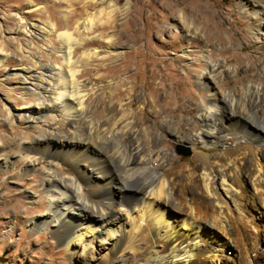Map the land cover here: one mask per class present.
Segmentation results:
<instances>
[{
	"label": "bare ground",
	"instance_id": "obj_1",
	"mask_svg": "<svg viewBox=\"0 0 264 264\" xmlns=\"http://www.w3.org/2000/svg\"><path fill=\"white\" fill-rule=\"evenodd\" d=\"M63 1L71 6L70 0ZM72 1L79 8L61 16L62 24L47 21L39 28L35 22L27 27L21 21L16 27L29 36L39 35V29L50 35L57 33L60 46L59 56L53 58L58 63L35 60L33 65H21L9 74L20 80L19 89L34 102L24 107L28 110L22 108L12 114L5 105L7 121L19 120L24 129L34 130V135L22 133L13 137L8 142L10 150H6L7 144L0 138V172L19 162L23 164L22 172L32 173L41 160L48 159L47 167L41 170L45 179L40 180L48 200V216L29 220L28 228L49 231L71 260L112 259L117 264H126L130 258H136L140 264H224V250L235 244L240 247V264H253L259 235L247 232V227L256 230V226L246 213L249 204L264 214V77L258 84L245 83L244 78H238L247 71L245 67L227 71L226 65L214 63L208 57L204 64L209 70L198 76L208 96L197 117L199 130L192 136L179 135L184 126L179 119L185 110L177 97L170 95L160 100L154 94L142 95L144 106L155 110V115L162 118L160 123L169 127L168 134L196 151L200 162L165 168V158L174 163V155L170 153L164 154L154 167L146 155V144L150 139L155 147L159 146L161 134L137 128L135 113L126 109L122 98L114 99L128 83L110 75L113 81L108 87L107 101L102 97L93 99L89 106V95L94 90L80 81L91 72L129 68L130 61L125 56L131 51L124 53L116 65L99 68L90 67V63L105 59L102 49L110 51L118 42L127 45L128 41L123 38L122 42L115 29L129 12L130 3L126 1L121 7L122 0ZM198 1L185 0L207 16L208 26L201 28L184 12L179 16L182 24L173 19L178 25L168 26L184 31L189 40L200 35L205 39L219 36L221 45L225 41L236 43L237 37L227 34L234 29L225 28L222 17ZM237 4L250 20L247 26L257 40L255 45L264 52V0H237ZM33 6L36 7L28 0L26 13L32 12L29 9ZM79 9L85 13L84 17L79 15L81 18L75 19ZM96 31L100 33L94 35ZM89 34L93 35L90 40ZM221 35H226V39ZM98 43L107 46L100 47ZM92 46L97 47L88 48ZM79 50L81 55L75 59ZM6 56L0 50V69ZM30 56H26V61ZM119 57L116 53L115 58ZM227 72L238 81L236 90L218 89ZM133 92L134 89L128 88L127 96ZM105 102L106 106H102ZM132 103L130 100L128 105ZM99 107L108 108L104 119L95 116ZM178 110L181 115L174 123L175 128H170L173 112ZM228 137L234 141L233 146L226 145ZM13 146L23 154L15 155L11 151ZM214 148L220 152L210 156L207 152ZM59 164L71 168L73 174H59ZM243 177L249 179L260 202L249 201L253 195L250 198L247 195ZM73 213L79 218H72ZM215 242L222 246L219 248ZM103 245H109L106 253Z\"/></svg>",
	"mask_w": 264,
	"mask_h": 264
},
{
	"label": "rangeland",
	"instance_id": "obj_2",
	"mask_svg": "<svg viewBox=\"0 0 264 264\" xmlns=\"http://www.w3.org/2000/svg\"><path fill=\"white\" fill-rule=\"evenodd\" d=\"M60 1L32 0V4L36 7H31L32 9L30 8L29 11L31 10L32 12L26 13L28 11L26 9L28 0H0V50L7 55L6 60H4L5 64L0 69V138L7 144L6 150H10L8 142L13 137L18 138L22 133L34 135V130L24 129L23 123L19 120L15 119L13 123L7 121L6 106L10 108V114H12L34 102L32 97H27L19 89L21 87L20 80L9 74L21 67V65H33L35 60L47 63L59 62V60L53 59L59 56L57 50L60 46L57 41V33L50 35L39 29L41 31V33H38L39 35L29 36L22 30L16 29L17 23L22 21V25L26 24L28 27L30 22H35L39 28L43 27L41 25L47 21L62 24L61 16L70 9L79 8V5L70 0L69 3H71L72 7H69L66 2ZM126 1L130 3L129 12L117 22L118 25H116L115 30L120 34V40L123 42L126 39L129 44L126 43L127 45H125L118 42L116 43L117 46L109 49L110 51L102 49V57L104 56L105 59L91 62L90 67L100 68L119 64L122 57H124V53L131 51L132 53L125 56L130 61L129 68H121L118 72H107L105 70L98 73L91 72L90 76L81 78V82L89 84V87L94 90V93L89 95V106L90 102L97 98L102 97L104 101H107L105 98L109 96L108 87L113 81V78L109 76H118L120 80L126 81L128 84L120 89L122 93L119 96L115 94L116 97L114 96V99L122 98L127 105L132 100L133 103L126 105V109L131 113H135L136 127L142 130L147 128L150 134L155 131L161 134L159 146L155 147L152 140H147L146 155L150 159V164L157 167V164L160 163L159 159L164 154L172 153L174 155L172 156V162L174 163L170 164L165 158L163 161L165 168L177 166L179 163L199 165L200 162L196 158V151L175 141L174 137L168 134L169 127H165L164 124L160 123L162 118L158 114L159 118H154L157 117L154 113L155 110L144 106L141 96L154 94L160 100L170 95L177 97L183 105V110H185L179 119L180 123L184 125L181 129L183 131L179 130V135L192 136L196 134L199 130L197 117L203 101L208 96L206 91L200 86L198 76L203 73L206 74L209 70V66L204 64L208 57H211L214 63L226 65L225 70L227 71L229 68L245 67L247 71L238 77L239 79L244 78L245 83L258 84L263 80L264 52L255 45L257 40L247 26L250 20L242 12L237 0L198 1L204 5L205 9H212L220 15L225 28L234 29V31L230 30L227 34L232 35L233 38L237 37L236 43L234 41V43L225 41L221 45L219 36L205 39V37L200 35V37L189 40L184 31H176L168 26V24L178 25L177 22L182 24L179 21V16L183 12L189 20L191 19L201 28L205 25L208 26L207 16L198 11L197 8L195 9V5H190L185 0H122L119 5L122 7ZM89 12L93 13L94 11L89 10ZM84 14L80 9L76 10L75 19L79 18V15L84 17ZM126 19H131L130 23H127ZM173 19L178 21H173ZM7 31L14 32L9 34ZM105 32H109V30ZM99 33L100 31H96L94 35ZM92 36V34H89V40ZM135 36L138 38H135ZM220 37L226 39V35H221ZM97 46L104 47L107 44L98 43ZM97 46L88 48L93 49V47ZM116 53L120 54L117 59L115 58ZM28 55L35 57V59H31L30 56L29 60L26 61V56ZM51 55L53 56L52 58ZM80 55L79 50L75 59ZM90 67L88 68L90 69ZM102 75L105 76L100 79L101 81L97 80L98 76ZM172 87L173 91L171 92L170 88ZM238 87V81L227 72L221 78L218 89L231 91L236 90ZM128 88L134 89V92L129 95L130 99L127 96ZM106 104L107 102L102 106H106ZM24 110H28V108H24ZM107 110L108 108L99 107L95 112V116L99 119H104L107 116ZM259 112L261 113V111ZM173 115L174 118L170 128H175L174 123L178 120V116L181 115L180 110L173 112ZM225 143L228 146L234 145V141L230 137L225 138ZM11 151L15 155L23 154L17 146L11 147ZM219 152L220 149L214 148L208 150L207 153L213 156ZM47 161L48 159L41 160L37 170L32 173L22 172L23 164L19 162L12 169L0 172V264H117L112 259L105 261L100 259L83 261L80 258L71 260L70 255L64 251L63 246L56 241L49 231L45 229L31 231L28 228L29 220H40L48 216V200L42 191V182L40 181L45 179L41 170L47 167ZM58 172L63 176L73 174L71 168L64 164H59ZM159 172L162 174L163 170ZM241 180L245 184L249 198L252 195L254 196L249 201L260 202L259 194H253L249 179L243 177ZM248 206L249 212L247 211L246 214L247 217L250 216L249 218H251L252 224H255L256 230H251L248 227L246 230L248 229L247 232L252 236L255 234L259 235L253 264H264V214L252 208L251 205L248 204ZM261 211H263L262 208ZM70 216L79 218V215L74 213ZM180 216L182 217V215ZM221 239L226 241L225 238ZM214 244L218 245L219 248L222 246L221 243L217 244L215 242ZM103 248H105L104 253H106L109 245H103ZM223 257L224 264H240L242 261L240 247L231 244L229 248L224 250ZM142 260L144 261L145 258L142 257ZM137 263L136 258H130V261L126 264Z\"/></svg>",
	"mask_w": 264,
	"mask_h": 264
}]
</instances>
